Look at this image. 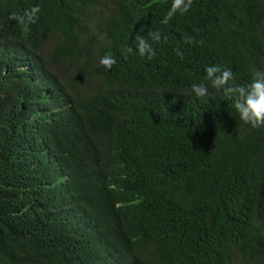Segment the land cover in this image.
Instances as JSON below:
<instances>
[{
    "label": "trees",
    "instance_id": "1",
    "mask_svg": "<svg viewBox=\"0 0 264 264\" xmlns=\"http://www.w3.org/2000/svg\"><path fill=\"white\" fill-rule=\"evenodd\" d=\"M170 6L0 0V264H264V127L191 91L264 70V0Z\"/></svg>",
    "mask_w": 264,
    "mask_h": 264
},
{
    "label": "clouds",
    "instance_id": "2",
    "mask_svg": "<svg viewBox=\"0 0 264 264\" xmlns=\"http://www.w3.org/2000/svg\"><path fill=\"white\" fill-rule=\"evenodd\" d=\"M193 4V0H171V6L163 17L161 23L168 24L176 15L187 13ZM40 12L39 6H32L22 12H13L9 15V19L16 21L17 24L27 30L28 26L35 23ZM150 37L154 41L161 39L159 31H153ZM186 43H202V41H194L192 37H187ZM126 52H132V47H127ZM135 51L141 57L149 60L156 55L155 50L143 36L136 37ZM176 54L180 59L184 58V53L176 50ZM116 63L115 56L111 53H105L99 59V64L105 68L111 69ZM207 84L198 83L191 86V91L196 97H206L209 94V86L222 90L224 96L232 102V107L238 113L240 121L250 126L252 129L264 127V70L253 69L250 81L247 84H237L235 73L228 67L219 64L206 66Z\"/></svg>",
    "mask_w": 264,
    "mask_h": 264
}]
</instances>
